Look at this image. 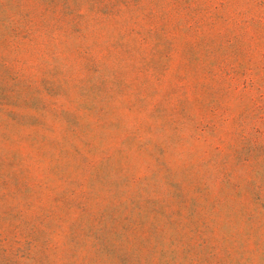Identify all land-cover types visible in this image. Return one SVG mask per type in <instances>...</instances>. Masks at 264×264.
I'll return each mask as SVG.
<instances>
[{
  "label": "rangeland",
  "instance_id": "rangeland-1",
  "mask_svg": "<svg viewBox=\"0 0 264 264\" xmlns=\"http://www.w3.org/2000/svg\"><path fill=\"white\" fill-rule=\"evenodd\" d=\"M0 264H264V0H0Z\"/></svg>",
  "mask_w": 264,
  "mask_h": 264
}]
</instances>
